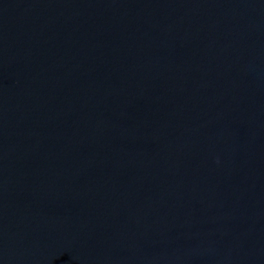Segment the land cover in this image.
Instances as JSON below:
<instances>
[{
    "label": "water",
    "instance_id": "1",
    "mask_svg": "<svg viewBox=\"0 0 264 264\" xmlns=\"http://www.w3.org/2000/svg\"><path fill=\"white\" fill-rule=\"evenodd\" d=\"M0 264H264V0H0Z\"/></svg>",
    "mask_w": 264,
    "mask_h": 264
}]
</instances>
